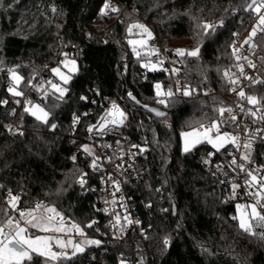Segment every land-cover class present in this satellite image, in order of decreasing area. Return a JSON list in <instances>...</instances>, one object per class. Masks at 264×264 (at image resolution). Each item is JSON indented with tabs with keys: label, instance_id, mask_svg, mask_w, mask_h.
<instances>
[{
	"label": "trees",
	"instance_id": "obj_1",
	"mask_svg": "<svg viewBox=\"0 0 264 264\" xmlns=\"http://www.w3.org/2000/svg\"><path fill=\"white\" fill-rule=\"evenodd\" d=\"M112 1L119 11L102 15L106 0H0V210H7L0 211V222L14 212L7 203L11 191L19 197V210L33 209L37 203L52 206L86 235L95 236L94 222L102 217L96 206L100 175L91 165L94 160L97 164L98 154L85 152L83 146H93L89 126L113 102L127 115L124 137L96 138L95 143L148 146L141 157L143 178L129 190L145 236L105 238L70 260L49 264H264V242L243 233L232 219L242 196L233 195L231 185L218 183L202 165L201 154L213 149L201 143L185 153L181 147V132L217 117V109L229 105L233 85L224 73L241 79L232 44L234 33L252 31L256 16L246 9L251 0ZM221 19L223 26L203 36L200 25H219ZM133 22L150 28L149 46L158 50L154 55L132 53L128 29ZM177 42L180 46L174 45ZM196 47L199 57L176 54L177 49ZM259 47L264 53V37ZM65 51L77 60L78 70L58 101L51 70L61 65ZM161 54L172 59L164 60ZM148 59L162 67L146 68ZM11 71L21 75L23 96L5 87ZM179 79H186L194 94L177 95V102L168 107L160 104L155 85L176 92ZM248 92L264 97V85ZM129 93L168 115L149 114ZM26 100L49 111V123L20 109L19 128L9 129L17 103ZM81 176L86 180L83 187ZM33 264L45 262L34 256Z\"/></svg>",
	"mask_w": 264,
	"mask_h": 264
},
{
	"label": "snow or ice",
	"instance_id": "obj_2",
	"mask_svg": "<svg viewBox=\"0 0 264 264\" xmlns=\"http://www.w3.org/2000/svg\"><path fill=\"white\" fill-rule=\"evenodd\" d=\"M246 9L251 13H254L256 16V23L252 28L251 33L244 41L245 44H251L253 41V37L257 35V33H264V0H251L250 3H247ZM111 12H118L119 9L113 7L110 3V0H106L104 3L103 9L101 10L102 15H108V11ZM224 21L221 19L220 24H209L204 23L199 27L202 30L203 36H210L212 33H215L217 27L223 26ZM133 29H139L142 33L147 34L148 38H151V32L149 29L139 23L132 24L128 31L129 33L132 32ZM234 35H237L234 33ZM130 45H133V51L136 52V55L139 56L140 53L136 51V45L144 46L147 41L146 40H129ZM153 51H158L153 49ZM238 49L234 47V55H236V59H244L247 61V65L250 68H255L256 65L250 60L247 56H240L237 54ZM176 54L178 56H190V57H199L200 55V48L196 47L191 50L185 49H177ZM64 66L68 68L70 73L76 71V61H65ZM147 66V65H146ZM60 79L63 81L64 84H67L71 76L65 75L61 73L59 68H53L51 70ZM177 71V70H173ZM240 75L250 81L251 85H264V80H260L257 78H253L248 76L244 71V66L239 65ZM224 75L228 77L229 83L233 85L232 91L236 92L239 80L233 79L232 76L229 75L228 72H225ZM22 78L17 76L13 72V80L19 84ZM51 83V81H49ZM52 89L54 90L53 94L56 95V100L62 101L64 99L65 94L67 93V89L61 87L57 84H51ZM157 89L156 95L158 97H164L159 99V103L168 107L171 103H175L177 101L173 100V97L177 95H181L184 97H189L194 94L196 91L190 87H184L183 90L177 89L176 92H173L171 88H169L166 92L161 91V85L158 83L155 85ZM37 90H39V86H37ZM9 91L12 92L15 96H23L24 93L21 91H16L15 88H9ZM131 96V93H129ZM237 95L240 97L241 100H245L248 104L257 106L260 105L264 107V97H257L256 95H247L243 88H241ZM48 93L44 92V97L47 98ZM82 100H86V97H81ZM134 99V98H133ZM6 103V101H5ZM25 103L28 105L24 108L26 113L34 116L36 120L48 124L49 123V115L50 112L46 111L44 107L40 104H33L31 100H26ZM55 106V105H54ZM241 111H245L243 106H240ZM259 110V109H257ZM150 111H154L150 109ZM219 113V117L223 118L225 113L227 112L228 121L235 122L236 115L233 114V109L231 107H219L217 109ZM251 115L256 116V111H252V109L247 110ZM156 115L159 117H166V113L156 111ZM78 117H74V121L78 122ZM126 119L125 113L120 110L115 104L111 110H109L105 116L101 117V123L98 126V131L103 132L104 129L109 125H122L124 120ZM260 120H264V115L259 116ZM226 121L222 119L214 120L210 124H200L198 128H193L191 131L181 132V137L184 141L183 151L185 153L192 150L197 144L200 143H209L212 145L213 148L219 150L220 148L224 147L225 144L231 143L233 146L239 150L241 147L244 149V153L241 155L240 159L243 161H247L251 163V151H252V143L251 140L241 144L240 137L238 135H233L228 132H221L220 125ZM53 129L56 128L55 124H51ZM97 126L89 127L88 131L92 132L93 128ZM23 135V133H20ZM137 147V146H133ZM84 151L91 154V150L88 148L87 145L83 146ZM143 151V149H141ZM73 160L76 159L75 156L72 157ZM231 164L235 165L236 168L239 169L240 172L245 174V186L248 188L256 187L257 185L258 190L251 195L255 198V203L252 204H237V216H233L232 219L238 221L239 229L248 235L256 236L261 240H264V176L258 177L254 171L249 170L244 163H237V159L233 156L231 160ZM93 168L96 167L95 160L93 161L92 165ZM80 185L83 187L86 184V180L83 179L81 176L79 180ZM2 187V186H0ZM240 187L239 184L233 183V195H235V190ZM117 190L119 188L117 187ZM9 200H8V209L10 210H17L19 219H15L11 216L5 222H0V264H33V257L38 256L44 259L45 264H49V261H63V260H70L72 257L76 256L78 253L84 252L85 245H99L101 242L99 240L94 239H85L80 242H74L72 239L68 238L65 239L61 235L58 234H66L75 230L76 233L83 236L84 232L77 224H72L71 228H67L65 226L64 217L57 212L54 207H49L43 205L41 203H37L33 209L29 210H19L18 203L19 197L12 195L11 191H9ZM42 210V211H41ZM4 211L7 214V210H0ZM126 220L128 219L127 216L124 217ZM117 223H119L120 217L117 215L116 217ZM132 223L131 220L128 221ZM138 223V221H137ZM92 225H88L91 227ZM261 229L257 232L255 229ZM37 230L36 233L32 232L31 230ZM38 233H44V235H40ZM169 240L166 238L164 240V244L167 245ZM69 248L72 249L71 254L67 251ZM121 264H124V261H121Z\"/></svg>",
	"mask_w": 264,
	"mask_h": 264
},
{
	"label": "built area",
	"instance_id": "obj_3",
	"mask_svg": "<svg viewBox=\"0 0 264 264\" xmlns=\"http://www.w3.org/2000/svg\"><path fill=\"white\" fill-rule=\"evenodd\" d=\"M110 3L113 7L119 9V6L114 1L110 0ZM113 13L116 12H111L110 10L108 11V15ZM255 23L256 18L254 25ZM249 34L244 35L238 33L235 35L232 44V52L234 54L235 47V49H238V55L247 56L256 65L255 68H250L248 67L246 60H239L240 65L244 66V71L248 76L264 80V53L261 52L259 47V40L261 37H264V33L258 32L257 35L253 37L251 44H245L244 41L247 39ZM151 49L153 50L154 48L151 47ZM136 51L143 52L145 54V58L149 57L147 49H136ZM132 53L135 54L136 52L132 49ZM71 55L72 53L70 51H65L62 60L65 57H71ZM160 58H163L162 54L160 55ZM163 59L171 60L172 58L167 55ZM55 83H57V81H55ZM258 85L260 84L250 86V81L241 76L238 86H236L237 91L234 92L231 90L229 93L227 97L229 105L227 107H231L233 109V114L236 115V121L234 123L228 121L229 114L227 112L223 118H220L218 115L217 117L211 118L204 123L207 125L218 118L222 119L226 121L220 125L222 133L228 132L233 135H238L240 137L241 144L251 140V163L240 159L241 155L244 153L243 147L237 150L231 143L221 150L213 149L210 152L201 154L202 165L207 170L212 172V174L217 178L218 183L229 184L231 186L233 183L239 184L240 187H238L235 192H238L242 196L243 201L249 204L255 203V198L251 195V193L256 192L259 186L257 185L252 188L246 187L245 174L240 172L235 165H232L231 160L233 156H235L237 163H244L246 167L249 170L254 171L258 177L264 176V120L259 119L260 115H264V107H261L260 105H250L245 100H241L237 95V92L241 88L244 89L247 95H254L248 91L251 87ZM5 87L8 90L11 87L10 78L6 80ZM184 87L191 88V85L186 79H179L176 84V90L178 88L183 90ZM5 101L6 100H3V103H5ZM113 104L115 103L112 102L105 109L97 122L89 126H97L93 128L92 132H89V139L93 144L95 152L98 154L95 171L100 175L98 178V188L100 190V194L96 199V206L102 217H99L97 221L94 222V229L96 231L95 236L85 235L90 239L97 237L101 240L110 238L115 241H122L126 239L130 233H137L145 236V231L142 228V221L137 215V210L133 199L129 194V190L143 178V173L141 171V157L148 150V146L145 144H133L129 148H120L117 142L112 143L109 141L107 143H95L96 138H107L110 136L116 138L124 137L122 128L126 119L122 125L116 126L109 124L103 132L97 130L99 124L101 123V117L105 116V114L112 109ZM26 106L27 104L24 101L17 103V107L11 115L12 120L7 123V127L9 129L19 128L16 122L17 112L20 109H24ZM116 106L122 110L118 105ZM240 106H243L245 111H241ZM248 109L256 111V116L251 115L247 111ZM125 116L127 118L126 114ZM134 145L137 147H133ZM141 149H143V151H141ZM117 187L119 190H117ZM15 214L18 215L17 213ZM117 215L120 217L119 223H117ZM125 216H127V220L124 218ZM129 220H131L132 223H129ZM255 230L259 232L261 229L256 228ZM77 237L78 235L74 233V238L77 239ZM167 239L169 240V238ZM262 241L264 242V240Z\"/></svg>",
	"mask_w": 264,
	"mask_h": 264
},
{
	"label": "rangeland",
	"instance_id": "obj_4",
	"mask_svg": "<svg viewBox=\"0 0 264 264\" xmlns=\"http://www.w3.org/2000/svg\"><path fill=\"white\" fill-rule=\"evenodd\" d=\"M262 12H264V10H262ZM134 23H139V24H143V25H145L148 29H149V31L151 32V30H150V28L145 24V23H142V22H133L132 24H134ZM131 24V25H132ZM130 25V26H131ZM131 34H132V37L129 39V40H134V41H139V40H146L147 41V43L144 45V46H141V45H136L135 47H136V49H140V50H144V49H147L148 51V55L149 56H152V55H154L155 54V51H153L152 49H151V47L149 46V41L152 39V35H151V38H148V36H147V34H145V33H142L139 29H133L132 30V32H131ZM151 34H152V32H151ZM178 43V42H177ZM174 45H179V43L178 44H176V43H174ZM132 47H133V45H131ZM180 46V45H179ZM136 54V53H135ZM71 61V60H75L76 61V71L75 72H73V73H70L69 71H68V68H66L65 66H64V62L65 61ZM149 60V59H148ZM147 65V66H146ZM144 66L146 67V68H149V69H160L161 67H162V65L161 64H159V63H157V62H155L154 60H149V61H146V62H144ZM53 68H59L60 69V71H61V73H63V74H65V75H70L71 77H72V75L73 74H75L76 72H77V70H78V63H77V60L76 59H74V58H72V57H65L63 60H62V63H61V65H58V66H55V67H53ZM52 68V69H53ZM13 72L17 75V76H19V77H21V75L17 72V71H11L10 73H9V78H10V81H11V87L10 88H15V90L16 91H19V86H20V82H21V80H20V82H19V84L17 85V82L15 81V80H13ZM53 73V72H52ZM53 75L56 77V81H57V83H55V82H53L52 84H57V85H59V86H61V87H64V88H66L67 87V84H64L63 83V81L60 79V77L59 76H57L55 73H53ZM67 89V88H66ZM161 91H163L164 92V90H163V88L161 87ZM156 92H157V89H156ZM58 94V93H57ZM161 99L162 98H164V97H160ZM33 104H39V103H37V102H33ZM41 105V104H40ZM28 106V105H27ZM42 106V105H41ZM43 107V106H42ZM46 110V109H45ZM47 111V110H46ZM126 114V113H125ZM204 124V123H203ZM193 128H198V127H192V128H190V129H187V130H184L183 132H186V131H191ZM205 143H207V142H205ZM201 144V143H200ZM212 149H214V150H217L216 148H213L212 147V145L211 144H209V143H207ZM229 144V143H228ZM228 144H225V146L224 147H222V148H220L219 150H221V149H223V148H225ZM197 145H199V144H197ZM196 145V146H197ZM91 146V148H89L90 150H91V153L92 154H94L95 153V149H94V147L92 146V145H90ZM195 146V147H196ZM181 147H182V150H183V147H184V141H183V138L181 137ZM195 147H193L192 149H194ZM12 195H14V194H12ZM16 196V195H15ZM10 198V197H9ZM9 198H8V200H9ZM237 204H249V203H247V202H245V201H242V202H238ZM49 207H52V206H49ZM12 211H14V212H12L11 213V217H13V218H15V219H19V215H16L15 213L17 212L16 210H12ZM42 211V210H41ZM238 215V212H237V208H236V216ZM18 216V217H17ZM65 220V226L67 227V228H71V225H72V223L68 220V219H64ZM32 232H34V233H36L37 232V230H35V229H32L31 230ZM74 233H76L75 232V230H72L71 232H68V233H66V234H58V235H61L63 238H65V239H68V238H70V239H72L74 242H80V241H83V240H85V239H90V238H88L86 235H85V233H84V235L83 236H81V235H79L78 233H76L77 235H78V237H77V239H75L74 238ZM38 234H40V235H44V233H38ZM94 240H99L100 242H101V239L100 238H93ZM89 246H91V245H85L84 246V248L86 249L87 247H89ZM68 252H69V254H71V251H72V249L71 248H69L68 250H67Z\"/></svg>",
	"mask_w": 264,
	"mask_h": 264
},
{
	"label": "water",
	"instance_id": "obj_5",
	"mask_svg": "<svg viewBox=\"0 0 264 264\" xmlns=\"http://www.w3.org/2000/svg\"><path fill=\"white\" fill-rule=\"evenodd\" d=\"M129 98L132 100V102H134L137 106L141 107L142 109H144L146 112H148L149 114L157 117V118H165V117H159L156 115V111H160V112H164L166 113V116L168 115V112L160 107H157V106H153V105H148V104H145L141 101H139L137 99V97L134 95V94H131V96H129ZM134 98V99H133ZM150 109L154 110V111H150ZM173 214L176 215L177 213V208L176 206L174 205L173 206Z\"/></svg>",
	"mask_w": 264,
	"mask_h": 264
},
{
	"label": "crops",
	"instance_id": "obj_6",
	"mask_svg": "<svg viewBox=\"0 0 264 264\" xmlns=\"http://www.w3.org/2000/svg\"><path fill=\"white\" fill-rule=\"evenodd\" d=\"M17 214H18V212H17Z\"/></svg>",
	"mask_w": 264,
	"mask_h": 264
}]
</instances>
